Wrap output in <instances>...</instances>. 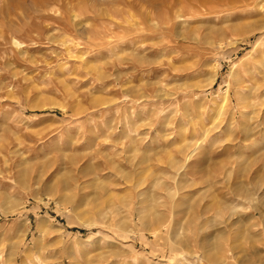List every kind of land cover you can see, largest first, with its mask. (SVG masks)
Returning <instances> with one entry per match:
<instances>
[{"label": "rangeland", "instance_id": "374dc122", "mask_svg": "<svg viewBox=\"0 0 264 264\" xmlns=\"http://www.w3.org/2000/svg\"><path fill=\"white\" fill-rule=\"evenodd\" d=\"M263 236L264 0H0V264H264Z\"/></svg>", "mask_w": 264, "mask_h": 264}, {"label": "bare ground", "instance_id": "6f19581e", "mask_svg": "<svg viewBox=\"0 0 264 264\" xmlns=\"http://www.w3.org/2000/svg\"><path fill=\"white\" fill-rule=\"evenodd\" d=\"M242 1V3H245V2H247V3H251V2H254L255 0H229V3H232V5L233 6H236V4H238V3H240ZM44 2V1H43ZM41 3V2H40ZM40 3H38V4H40ZM43 4V3H42ZM42 4L40 5L41 7H42ZM256 4V3H255ZM44 6H45V4H44ZM209 6V5H208ZM207 7V6H206ZM211 7V6H210ZM10 28H12V27H10L9 26V29ZM16 28V27H15ZM13 32H14V30H12ZM22 30H21V28L19 27L18 29H16V32H21ZM16 32H14L15 34H16ZM2 33V32H1ZM14 34V35H15ZM256 67V66H255ZM254 69V68H253ZM252 69V70H253ZM256 69V68H255ZM257 70V69H256ZM254 71V70H253ZM240 77H242L243 79H245L247 82H250V77L248 76V72L246 71V70H243V71H241L240 73ZM239 74H238V76H239ZM257 74V73H256ZM241 78V79H242ZM241 85V84H240ZM240 96V95H239ZM189 155H190V153H189ZM189 155H188V157H189ZM191 156V155H190ZM187 158V157H186ZM159 185V184H158ZM166 192H168V191H166ZM142 194V193H141ZM140 194V195H141ZM170 194V193H169ZM143 195V194H142ZM168 196V195H167ZM161 197V196H160ZM213 207V206H212ZM215 208V207H214ZM147 209H148V207H147ZM150 209V208H149ZM151 209H152V207H151ZM156 211V210H155ZM144 212H146V211H144ZM159 213V212H158ZM147 214V213H146ZM254 214V213H253ZM154 215V214H153ZM255 215V214H254ZM254 215L252 216V217H254ZM158 216V215H157ZM154 217H156L155 215H154ZM158 217H160V216H158ZM264 237V236H263ZM164 262V261H163Z\"/></svg>", "mask_w": 264, "mask_h": 264}]
</instances>
